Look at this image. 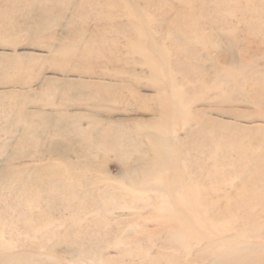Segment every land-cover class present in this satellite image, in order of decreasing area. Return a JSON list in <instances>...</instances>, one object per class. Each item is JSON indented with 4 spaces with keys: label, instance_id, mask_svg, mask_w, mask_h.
Segmentation results:
<instances>
[{
    "label": "rangeland",
    "instance_id": "rangeland-1",
    "mask_svg": "<svg viewBox=\"0 0 264 264\" xmlns=\"http://www.w3.org/2000/svg\"><path fill=\"white\" fill-rule=\"evenodd\" d=\"M0 239L264 264V0H0Z\"/></svg>",
    "mask_w": 264,
    "mask_h": 264
},
{
    "label": "bare ground",
    "instance_id": "bare-ground-1",
    "mask_svg": "<svg viewBox=\"0 0 264 264\" xmlns=\"http://www.w3.org/2000/svg\"><path fill=\"white\" fill-rule=\"evenodd\" d=\"M154 152H155V151H154ZM157 154H158V153H157ZM159 174H160V173H159ZM156 175H157V174H156ZM161 177H162V176H161ZM160 179H161V178H160ZM151 180H154V178L151 179ZM156 180H157V177H156ZM176 180H177V177H176ZM158 181H161V180H158ZM150 182H152V181H150ZM154 182H155V181H154ZM162 182H164V181H162ZM162 182H161V183H162ZM147 183H148V182H147ZM149 184H150V183H149ZM155 184H156V182H155ZM163 184H164V183H163ZM163 184H161V185H163ZM153 185H154V184H153ZM159 185H160V184H159ZM159 185H158V186H159ZM153 187H154V186H153ZM166 187H167V186H166ZM164 188H165V187H164ZM138 189H139V188H138ZM166 189H167V188H166ZM136 191H137V189H136ZM110 199H111V198H110ZM114 201H115V200H114ZM107 207H108V206H107ZM197 212H198V211H197ZM206 214H207V213H206ZM194 215H195V214H194ZM198 216H199V215H197V217H198ZM224 222H225V221H224ZM216 224H217V222H216ZM224 225H225V224H224ZM215 226H216V225H215ZM219 226H221V225H219ZM217 227H218V225H217ZM222 227H223V226H222ZM198 232H199V231H198ZM210 234H211V233H210ZM1 235H2V234H1ZM177 237H179V236H177ZM224 238H225V237H224ZM219 239H220V238H219ZM226 239H227V238H226ZM235 239H236V238H235ZM0 240H1V239H0ZM216 240H217V239H216ZM5 242H6V241H5ZM220 242H221V241H220ZM218 243H219V242H218ZM230 243H231V242H230ZM7 244H8V242H7ZM210 244L212 245L211 242H210ZM227 244H228V243H227ZM1 245H2V244H1ZM214 245H216V244H214ZM221 245H223V244H221ZM237 245H238V244H237ZM9 246H10V245H9ZM212 246H213V245H212ZM255 246H256V245H255ZM182 247H183V246H182ZM226 247H228V246H226ZM233 247H234V246H233ZM233 247H232V248H233ZM1 248H2V247H1ZM232 248H231V249H232ZM240 249H241V248H240ZM226 250H227V249H226ZM226 250H225V251H226ZM228 250H229V249H228ZM231 251H232V250H231ZM249 251H250V250H249ZM227 253H228V251H227ZM243 253H244V252H243ZM0 254H1V253H0ZM213 255H214V254H213ZM233 255H234V254H233ZM242 255H243V254H242ZM263 255H264V254H263ZM2 256H3V255H2ZM2 256H1V257H2ZM215 257H216V256H215ZM238 257H239V256H238ZM240 257H241V256H240ZM240 257H239V258H240ZM243 258H244V257H243ZM1 259H3V258H1ZM258 259H259V257H258ZM238 261H239V260H238ZM18 262H19V261H18ZM233 263L235 264L234 261H233ZM236 263H237V262H236ZM11 264H12V263H11Z\"/></svg>",
    "mask_w": 264,
    "mask_h": 264
}]
</instances>
